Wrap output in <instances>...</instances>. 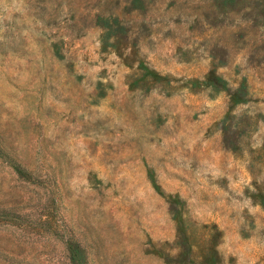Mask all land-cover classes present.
<instances>
[{
  "label": "rangeland",
  "instance_id": "obj_1",
  "mask_svg": "<svg viewBox=\"0 0 264 264\" xmlns=\"http://www.w3.org/2000/svg\"><path fill=\"white\" fill-rule=\"evenodd\" d=\"M0 264H264V0H0Z\"/></svg>",
  "mask_w": 264,
  "mask_h": 264
}]
</instances>
